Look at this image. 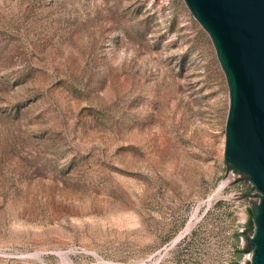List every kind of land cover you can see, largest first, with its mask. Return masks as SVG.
I'll list each match as a JSON object with an SVG mask.
<instances>
[{"label":"rangeland","instance_id":"1","mask_svg":"<svg viewBox=\"0 0 264 264\" xmlns=\"http://www.w3.org/2000/svg\"><path fill=\"white\" fill-rule=\"evenodd\" d=\"M228 101L184 0H0V264H249Z\"/></svg>","mask_w":264,"mask_h":264},{"label":"water","instance_id":"2","mask_svg":"<svg viewBox=\"0 0 264 264\" xmlns=\"http://www.w3.org/2000/svg\"><path fill=\"white\" fill-rule=\"evenodd\" d=\"M209 34L228 85L223 162L243 182L249 264H264V0H184Z\"/></svg>","mask_w":264,"mask_h":264},{"label":"trees","instance_id":"3","mask_svg":"<svg viewBox=\"0 0 264 264\" xmlns=\"http://www.w3.org/2000/svg\"><path fill=\"white\" fill-rule=\"evenodd\" d=\"M248 225H249L248 227H250L252 225V219H251V217L249 218Z\"/></svg>","mask_w":264,"mask_h":264},{"label":"bare ground","instance_id":"4","mask_svg":"<svg viewBox=\"0 0 264 264\" xmlns=\"http://www.w3.org/2000/svg\"><path fill=\"white\" fill-rule=\"evenodd\" d=\"M189 226V225H188ZM188 228V227H187ZM189 229V228H188Z\"/></svg>","mask_w":264,"mask_h":264}]
</instances>
